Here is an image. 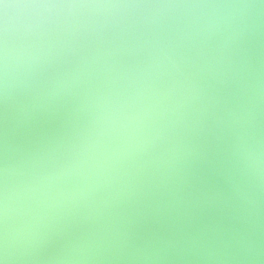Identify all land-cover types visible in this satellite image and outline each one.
Returning <instances> with one entry per match:
<instances>
[{"label":"clouds","instance_id":"obj_1","mask_svg":"<svg viewBox=\"0 0 264 264\" xmlns=\"http://www.w3.org/2000/svg\"><path fill=\"white\" fill-rule=\"evenodd\" d=\"M0 6V264L54 224L84 230L48 264H264V0ZM68 98L88 120L67 154L24 151Z\"/></svg>","mask_w":264,"mask_h":264},{"label":"water","instance_id":"obj_2","mask_svg":"<svg viewBox=\"0 0 264 264\" xmlns=\"http://www.w3.org/2000/svg\"><path fill=\"white\" fill-rule=\"evenodd\" d=\"M5 2L15 4L21 0H5ZM128 2H159V0H128ZM0 13H2V6H0ZM252 49L258 63L264 64V28L253 38ZM75 108L76 100L68 98L54 105L47 112L37 115L29 125L16 130V143L24 151L54 147L55 156L62 159L75 142L76 134L85 127L88 120L86 114L75 111ZM19 155L20 153H17V156ZM200 174L205 177L209 187L226 188L222 177L211 171L209 166H202ZM83 230L84 226L72 225L64 231L62 225L54 224L37 252L38 259L29 264H48L50 258L58 254L70 239L80 235Z\"/></svg>","mask_w":264,"mask_h":264}]
</instances>
